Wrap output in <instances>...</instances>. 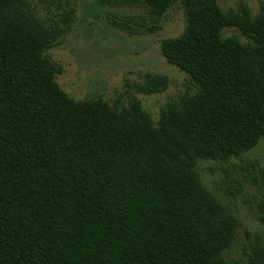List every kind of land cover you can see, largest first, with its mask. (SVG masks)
Instances as JSON below:
<instances>
[{
  "label": "trees",
  "instance_id": "trees-1",
  "mask_svg": "<svg viewBox=\"0 0 264 264\" xmlns=\"http://www.w3.org/2000/svg\"><path fill=\"white\" fill-rule=\"evenodd\" d=\"M98 1L156 18L180 2L185 29L161 52L195 91L157 121L137 99L71 98L44 54L74 28V5L44 17L34 0H0V264H226L236 219L196 165L264 142V9ZM167 85L147 75L139 88Z\"/></svg>",
  "mask_w": 264,
  "mask_h": 264
},
{
  "label": "rangeland",
  "instance_id": "rangeland-1",
  "mask_svg": "<svg viewBox=\"0 0 264 264\" xmlns=\"http://www.w3.org/2000/svg\"><path fill=\"white\" fill-rule=\"evenodd\" d=\"M41 15L57 13L62 4L74 5V28L44 56L60 68L55 75L71 98L102 97L111 104L128 106L137 99L154 121L169 105L193 93L189 76L168 62L161 41L180 35L186 26L180 2L159 18L147 8L98 0H34ZM253 14L264 9V0H219L224 12L241 4ZM236 35L225 27L223 36ZM147 75L168 80L160 92L140 90ZM196 171L203 185L220 200L225 214L236 219L233 240L224 250L226 264H264V142L226 161L200 160Z\"/></svg>",
  "mask_w": 264,
  "mask_h": 264
}]
</instances>
